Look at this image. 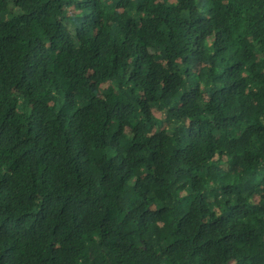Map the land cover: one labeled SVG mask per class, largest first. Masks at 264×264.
Listing matches in <instances>:
<instances>
[{
    "label": "trees",
    "instance_id": "1",
    "mask_svg": "<svg viewBox=\"0 0 264 264\" xmlns=\"http://www.w3.org/2000/svg\"><path fill=\"white\" fill-rule=\"evenodd\" d=\"M0 264H264V0H0Z\"/></svg>",
    "mask_w": 264,
    "mask_h": 264
}]
</instances>
